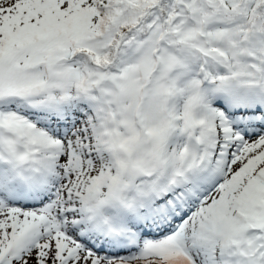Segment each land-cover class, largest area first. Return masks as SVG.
<instances>
[{
	"label": "snow or ice",
	"instance_id": "snow-or-ice-1",
	"mask_svg": "<svg viewBox=\"0 0 264 264\" xmlns=\"http://www.w3.org/2000/svg\"><path fill=\"white\" fill-rule=\"evenodd\" d=\"M0 264H264V0H0Z\"/></svg>",
	"mask_w": 264,
	"mask_h": 264
}]
</instances>
